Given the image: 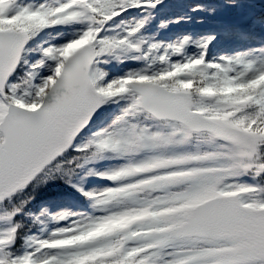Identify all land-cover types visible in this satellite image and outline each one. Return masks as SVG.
<instances>
[{
    "label": "snow or ice",
    "instance_id": "1",
    "mask_svg": "<svg viewBox=\"0 0 264 264\" xmlns=\"http://www.w3.org/2000/svg\"><path fill=\"white\" fill-rule=\"evenodd\" d=\"M167 7L0 0V264H264V13Z\"/></svg>",
    "mask_w": 264,
    "mask_h": 264
},
{
    "label": "rangeland",
    "instance_id": "2",
    "mask_svg": "<svg viewBox=\"0 0 264 264\" xmlns=\"http://www.w3.org/2000/svg\"><path fill=\"white\" fill-rule=\"evenodd\" d=\"M167 4H168V7L165 8L162 12V16H172V15H176V14H179L181 13L183 10H184V5H187V4H192V3H196L197 1H190V2H185V1H182V2H178V0H166ZM253 12H254V9H253ZM255 13V12H254ZM264 13V12H263ZM262 13H255V16L257 18L260 17ZM232 18H235V19H240L242 21H245L246 25L247 26V22L249 21L248 18L246 16H240L238 14H235V13H226L224 16L221 17V19L223 21H226L228 20V23H231V19ZM208 26V22L205 23V25H199L195 22V17L193 18V22L191 24H184V25H181L179 27H174L171 31L172 33H176V32H184V31H202L204 30L206 27Z\"/></svg>",
    "mask_w": 264,
    "mask_h": 264
},
{
    "label": "water",
    "instance_id": "3",
    "mask_svg": "<svg viewBox=\"0 0 264 264\" xmlns=\"http://www.w3.org/2000/svg\"><path fill=\"white\" fill-rule=\"evenodd\" d=\"M253 2H254L258 7L264 8V5H261V4H260V0H253Z\"/></svg>",
    "mask_w": 264,
    "mask_h": 264
}]
</instances>
